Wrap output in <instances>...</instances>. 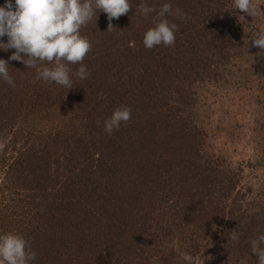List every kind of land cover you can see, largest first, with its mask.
<instances>
[{"label": "trees", "instance_id": "obj_1", "mask_svg": "<svg viewBox=\"0 0 264 264\" xmlns=\"http://www.w3.org/2000/svg\"><path fill=\"white\" fill-rule=\"evenodd\" d=\"M141 3L155 11L142 15ZM164 3L186 16L167 17L178 26L173 45L147 49L144 33ZM252 4L253 17L233 0H130L109 29L97 10L80 29L91 43L80 62L88 76L78 79L80 63L70 64V90L38 78L49 62L8 61L15 85L0 80V235L24 237L32 264H155L162 252L170 264H185L186 252L192 264L196 255L201 264H257L255 254L247 258L264 234V198L248 215L241 204L224 205L238 179L219 176L224 165L207 150L202 102L172 83L184 76L179 64H204L218 88L248 83L264 99V70H254L264 51L251 44L264 33V0ZM121 106L131 119L106 133L104 121ZM256 145L264 170V143ZM238 214L239 240L229 241Z\"/></svg>", "mask_w": 264, "mask_h": 264}, {"label": "clouds", "instance_id": "obj_2", "mask_svg": "<svg viewBox=\"0 0 264 264\" xmlns=\"http://www.w3.org/2000/svg\"><path fill=\"white\" fill-rule=\"evenodd\" d=\"M233 2L234 10L239 9L251 17L257 14L252 0ZM130 8V0H4L0 5V52L14 51L7 60L0 58V80L15 85L8 61L21 62L26 68H38L49 62L52 66L42 67L38 78L72 89V69L69 65L82 62L91 49L89 40L80 34L81 27L91 21L94 15L97 19L98 13L103 12L107 14L109 29L112 27L111 21L127 14ZM153 11L154 8L144 3L139 5L142 15ZM169 15L183 20L186 13L180 9L173 10L171 4L164 3L157 13L158 22L144 33L145 48L175 43L178 26L167 19ZM239 17L245 21L243 15ZM251 44L264 51V33H257L251 38ZM75 76L86 79V66L80 63ZM100 98H104L102 94ZM130 119L131 109L127 106L118 107L104 121V131L112 134ZM230 239L239 240L237 230L231 231ZM250 252L257 256V264H264V234L250 242ZM35 258V251L29 250L24 237L14 233L0 235V264H32ZM182 259L185 264L193 262V256L187 252Z\"/></svg>", "mask_w": 264, "mask_h": 264}, {"label": "rangeland", "instance_id": "obj_3", "mask_svg": "<svg viewBox=\"0 0 264 264\" xmlns=\"http://www.w3.org/2000/svg\"><path fill=\"white\" fill-rule=\"evenodd\" d=\"M260 60L262 65L256 63L254 70L258 68L264 70V56ZM181 64L179 66L182 69L179 70L184 76H180L176 81L173 80L172 83L177 85L175 89L187 96L192 94L200 100L199 102H202L198 108L203 112L201 121H203L202 128L207 133V150L217 157L218 163L220 161L224 165L219 176L230 177L233 174L232 180L238 179L237 182L233 181L234 188L233 190L230 188L231 196L229 199H225L224 205L241 204V211L244 210L247 215L253 210L256 212V205L261 204L264 198V181L261 179L264 170L260 166V158L259 161L254 160L257 155L261 154L256 143L261 145L264 143V130L261 124L264 122L263 97L260 98V96H256V93H251V86L247 85L248 83L227 90L218 88L211 83L207 76L208 65L188 62H185L184 65ZM254 79L255 77L252 78V83L255 82ZM160 111L159 114H162L163 105L160 106ZM249 187L252 189L250 192H248ZM215 192L217 194L215 197L219 199V191ZM242 192L247 193V196H243ZM239 196H242L243 203L237 200ZM228 212L230 211L228 210ZM240 216L241 214H238L233 217V224L230 223L231 228L228 230L229 236L233 230H237L239 233L242 224ZM247 222L252 224L253 229L255 228L256 221L253 218ZM229 241H231L230 237ZM230 247L232 248L231 244ZM172 248L176 252V246L173 245ZM206 251L210 252V256H212L210 248ZM252 255L254 253L249 252L250 257L247 259L252 258ZM137 258L142 264L148 263V261ZM172 260V255L171 257L166 256L162 252L156 259L159 263L155 264H170ZM202 262V258L196 255V263L201 264Z\"/></svg>", "mask_w": 264, "mask_h": 264}]
</instances>
